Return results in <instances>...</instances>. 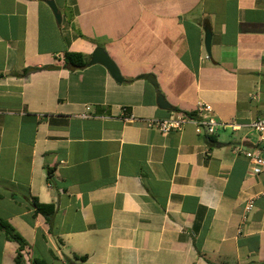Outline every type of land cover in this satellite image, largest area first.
Segmentation results:
<instances>
[{"label": "crops", "instance_id": "crops-1", "mask_svg": "<svg viewBox=\"0 0 264 264\" xmlns=\"http://www.w3.org/2000/svg\"><path fill=\"white\" fill-rule=\"evenodd\" d=\"M98 47L121 83L64 65ZM201 104L213 135L145 126ZM259 117L264 0H0V219L26 243L20 264H264V169L245 157L264 158ZM17 248L0 230V264Z\"/></svg>", "mask_w": 264, "mask_h": 264}, {"label": "built area", "instance_id": "built-area-1", "mask_svg": "<svg viewBox=\"0 0 264 264\" xmlns=\"http://www.w3.org/2000/svg\"><path fill=\"white\" fill-rule=\"evenodd\" d=\"M88 107L86 110L88 111ZM203 116L200 118L190 117L183 113H172L167 118L163 119H150L145 121V126L148 129H156L162 134H170L175 131H179L188 123L195 124L197 132H202L206 136L213 135L216 129L223 127L224 125L217 121L211 113L212 109L207 104H201L198 108ZM126 112V110H123ZM125 119L132 120L134 117L129 114ZM250 128L256 133L258 143L264 147V117H259L250 123ZM245 157L252 164V171L254 174H259L264 169V158L260 155L259 150L245 152ZM264 197V190L259 194ZM254 198H250L246 201L244 206L245 212H249L253 208Z\"/></svg>", "mask_w": 264, "mask_h": 264}, {"label": "trees", "instance_id": "trees-1", "mask_svg": "<svg viewBox=\"0 0 264 264\" xmlns=\"http://www.w3.org/2000/svg\"><path fill=\"white\" fill-rule=\"evenodd\" d=\"M64 65L65 66H76V67H83L87 64V58L81 54L76 52H65L62 56ZM26 73V71L24 72ZM178 111V110H176ZM190 117L195 116L194 112L191 113H184ZM31 207L33 209L34 215H42L44 219L50 223L52 220V217L54 215L55 209L54 205L52 204H41L37 201L36 198H32ZM0 230L4 233V236L7 240L13 241L17 243L18 248L16 252V256L14 259L15 264H20L22 261V255L21 252L25 248L26 243L22 236L17 233L14 228L6 221L0 219ZM76 260L82 261L84 260V257L75 258ZM32 264H46L40 260H34ZM67 264H76L71 260L67 261Z\"/></svg>", "mask_w": 264, "mask_h": 264}, {"label": "water", "instance_id": "water-1", "mask_svg": "<svg viewBox=\"0 0 264 264\" xmlns=\"http://www.w3.org/2000/svg\"><path fill=\"white\" fill-rule=\"evenodd\" d=\"M48 6L50 7V9L52 10L54 17L57 21H59V12L57 11L55 4L53 1H48L47 2ZM204 33H205V47L208 49L209 44H210V40H211V30L210 27L208 25L205 26L204 28ZM102 65L103 67L106 68V70L108 71L109 75L112 77V79L117 82V83H121L122 82V77L119 73V69L117 68V66L115 65V63L109 58L108 54L105 52V50L103 48H96L90 57L89 62L87 63L88 66L90 65ZM72 68H77L76 66H73ZM147 80H149L151 83H154L153 78L150 77H144ZM156 103L157 106L162 109V110H173L171 108V106L165 101V99L161 96L158 95L156 98Z\"/></svg>", "mask_w": 264, "mask_h": 264}, {"label": "rangeland", "instance_id": "rangeland-1", "mask_svg": "<svg viewBox=\"0 0 264 264\" xmlns=\"http://www.w3.org/2000/svg\"><path fill=\"white\" fill-rule=\"evenodd\" d=\"M76 261H77V260H73V262L77 264V262H76Z\"/></svg>", "mask_w": 264, "mask_h": 264}]
</instances>
